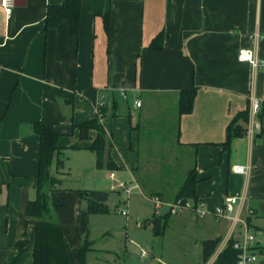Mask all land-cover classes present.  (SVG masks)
I'll list each match as a JSON object with an SVG mask.
<instances>
[{
  "label": "crops",
  "instance_id": "crops-1",
  "mask_svg": "<svg viewBox=\"0 0 264 264\" xmlns=\"http://www.w3.org/2000/svg\"><path fill=\"white\" fill-rule=\"evenodd\" d=\"M63 1L26 0L25 5H15L7 13L0 0V264H31L35 226L28 222L27 208L36 196L40 138L33 123L39 121L52 124L61 134L62 159L71 151L86 172L77 184L63 179L55 192L71 264H81L77 249L83 243L86 221L109 212L89 213L87 204L85 208L74 196V215L81 228L72 236L63 200L68 193L64 191L86 189L109 208L112 192L121 195L125 191L113 187L125 181L138 185L132 192L141 189L150 197L159 195L165 202H173L192 168L197 169L198 199L208 209L223 204L228 196L244 198L242 217L246 208L252 210L244 218L264 246L260 232L264 230V118L259 116L262 132L251 136L246 131V136L233 138L229 148L224 145L229 124L248 107L245 127H250L252 99L261 101L264 112V0H82L78 36L71 34L67 20L46 30L48 5ZM160 32L164 34L163 48H147ZM243 49L253 52L258 68L240 59ZM192 86L196 87L193 109L180 114V91ZM120 94L123 99L131 95L134 105L140 100L141 106L134 108L141 113L135 116L129 107L124 108L117 99ZM101 100L108 109L117 104L116 114L108 112L102 118L113 144L111 156L120 167L116 170L96 166L90 146L97 131L91 130L83 140L74 128L91 117ZM147 116L163 136L159 139L153 133L149 138L152 160L148 161L157 170L162 167L165 173H173V161L180 160L178 176L182 178L172 198L159 186L144 190L152 184L143 188L141 182L148 171L142 170L139 130L142 117ZM161 140L165 148L159 145ZM64 165L60 174L52 173L63 177ZM235 165H248V173H235ZM87 179L95 182L92 188ZM128 198L121 199L122 203ZM154 210L149 215L146 209L137 216V229L150 243L155 234L153 220L169 211L157 213L155 205ZM175 216L180 224L191 218L194 221L192 216ZM198 218L191 230L196 233L202 258L204 241H219L203 264L229 241L242 237L241 224L234 225L231 219L213 214ZM80 230H85L81 236ZM26 237V250L20 254L16 243ZM136 252L144 264H150L148 258L155 255L149 246H138Z\"/></svg>",
  "mask_w": 264,
  "mask_h": 264
},
{
  "label": "trees",
  "instance_id": "trees-1",
  "mask_svg": "<svg viewBox=\"0 0 264 264\" xmlns=\"http://www.w3.org/2000/svg\"><path fill=\"white\" fill-rule=\"evenodd\" d=\"M82 0H64L59 4H50L46 10L44 24L46 30L59 25L63 20H67L70 26V32L74 36L79 35L80 17H81ZM108 20V19H107ZM164 34L160 32L148 45L147 48L157 50L163 48ZM196 96V87L181 89L179 98V113H189L193 109ZM117 104L113 103L108 109L107 106L101 108V115L91 112V117L80 124H75L74 128L79 130L81 139H88L91 130L97 131L90 149L96 154V166L99 169L116 170L120 167L111 156L113 144L107 131L102 123V118L108 112L115 113ZM261 119L264 118V112L260 114ZM249 120V107L239 112L227 128V139L224 142L226 148H229L231 141L235 137L246 136L247 128L245 124ZM33 129L40 138V156L38 164L36 196L28 203L27 213L28 222L35 226L34 246L32 249L31 264H71L65 242V234L61 223L58 219V204L55 199V192L61 189L63 180L60 176L52 173V164L56 159L58 168H62L64 161L61 157L62 151L59 146V138L61 134L56 128L49 123L42 121L33 123ZM262 135V134H261ZM78 148V146H74ZM198 182L197 169L192 168L187 173L184 183L179 188L175 200H191L194 203L199 201L196 193V185ZM82 198L87 204L89 213H105L109 212V208L103 203L97 202L91 196L89 191L82 188L71 189ZM171 212L156 217L153 220V229L155 234H163L168 224ZM218 239H209L203 243V259L207 261L214 253L218 244ZM28 244V238L18 241L16 247L20 254L24 253ZM92 244V241L85 240L83 245L77 249L81 264L84 263L85 250ZM237 255L233 249V240L229 241L227 247L220 254L216 264H226L236 261Z\"/></svg>",
  "mask_w": 264,
  "mask_h": 264
},
{
  "label": "rangeland",
  "instance_id": "rangeland-1",
  "mask_svg": "<svg viewBox=\"0 0 264 264\" xmlns=\"http://www.w3.org/2000/svg\"><path fill=\"white\" fill-rule=\"evenodd\" d=\"M144 98V96H143ZM117 99L123 103L124 108H130V112L133 115L137 116L141 113L140 109H135L136 105H134V99L131 95H128V98H124L123 96L117 95ZM145 99V98H144ZM146 104L144 105V109ZM170 114H173L170 112ZM136 123L139 122V119H135ZM143 127L139 130L141 133V160H142V170L148 171V174H144L141 178V182L143 188L144 185H150L151 183L153 187L148 186L147 189L144 190H157L156 186H159L166 190L165 194L169 198H172L176 192V188L180 182L181 175L179 173V165L180 160L173 161V173L167 172L165 173L160 167V170L156 165H154L152 160V151L148 149V140L151 135L154 133L158 138H163L160 132L162 130H156L158 127H155V123L152 117H142ZM169 137V134L166 135ZM161 144V145H160ZM159 145L161 147H166L161 140L159 141ZM64 160V174L62 180H65V183H75L77 184L80 180L84 178L86 172L83 170V162L80 158H77L71 151L66 152ZM163 161V160H162ZM179 163V164H178ZM163 164H165L163 162ZM57 169V170H56ZM61 169V168H60ZM60 169L56 168V159L52 164L53 173L60 174ZM154 172H159V174H153ZM93 175L96 172H90ZM90 177V175H88ZM94 177V176H92ZM100 177H103V174H100ZM63 180V183H64ZM184 180V179H183ZM90 182V186L92 188V184L95 185L93 180H86ZM73 185V184H72ZM131 186L132 184L129 183ZM141 185V186H142ZM141 188V187H140ZM162 189V190H163ZM64 191V193H68L64 196V208L67 211L70 220V234L73 236L77 233L79 228H81V224L79 223V219H77L74 215L75 203L74 196L79 200H82L84 207L86 208V202L80 198L75 191ZM154 196V195H152ZM151 196V197H152ZM151 197L148 193H142L141 189H136L133 191L129 198L126 192H122L121 195L116 192H112V200L109 203V213L102 215H92L89 219V223L85 224V232L79 231L80 236L85 233L82 237V241L84 242L86 239L92 241V244L85 250V264H144V259L140 255V253L136 252L138 246H143L144 248L149 246L151 251L155 254L154 258H148L150 264H203L202 258V250L201 247L196 244V233L194 230H191L193 227L192 223L194 221H198V212L188 209L179 214H172L171 218L168 221V226L165 230L164 235H155L151 234L152 241L151 243L147 241L145 234H141L137 229V216L142 212L145 214L147 209L149 215L154 210V202L151 200ZM128 202L122 203L121 199H125ZM80 200V201H81ZM152 201V202H151ZM128 205V207H127ZM147 205V206H145ZM125 208L128 211V215L120 214L116 209L117 207ZM116 208V209H115ZM163 208V210H161ZM167 206H162L158 209L157 213H160L166 210ZM156 209V208H155ZM161 210V211H160ZM248 209L244 210L245 213H248ZM94 214V213H92ZM96 214V213H95ZM183 214L184 217L190 218L193 217L194 221L189 219L187 222H183L180 224L178 220L176 221L175 215ZM253 214L252 213H248ZM158 215V214H156ZM243 217V218H244ZM89 227V228H88ZM87 228V229H86ZM145 228H143L144 230ZM90 230V232H88ZM150 230V228H148ZM254 232H256L253 229ZM139 232V233H138ZM264 237V230L260 231ZM257 233V232H256ZM260 233V234H261ZM139 245H137V244ZM146 244V245H145ZM83 245V243H82ZM126 249V250H125ZM113 251V252H112ZM79 257V256H78ZM152 261V262H151ZM79 262L81 260L79 258Z\"/></svg>",
  "mask_w": 264,
  "mask_h": 264
},
{
  "label": "built area",
  "instance_id": "built-area-1",
  "mask_svg": "<svg viewBox=\"0 0 264 264\" xmlns=\"http://www.w3.org/2000/svg\"><path fill=\"white\" fill-rule=\"evenodd\" d=\"M2 5L5 8L7 13H10L15 6V0H2ZM240 59L248 61L253 69H256L260 66L259 61L255 58L254 54L250 50H241ZM125 95V93H124ZM105 102L103 100L97 102L93 111L101 115V108L104 106ZM136 105L141 106L140 100H136ZM251 114L254 116L250 127L247 129L248 135L254 136L256 133L262 132L263 123L260 120L259 116L262 111V103L258 99H252L250 104ZM235 173L247 174L249 171L248 165H235L233 167ZM111 176H114L112 174ZM122 188L125 190L127 196L132 193V190L138 188V185L129 186L127 182L120 181L117 182L116 186L113 187ZM151 200L155 204L156 211L162 206H167L171 214H179L188 209H192L198 212L199 217H204L209 214H213L216 218H228L231 219L235 224H241L242 226V237L240 239L233 240V249L236 252L237 259L234 262L226 264H264V246L260 244L258 235L248 224L247 220L242 217L243 215V203L244 198L238 196H228L223 204L217 205L211 209L205 207V204L200 200L194 203L191 200H174L173 202H165L159 195H154L151 197ZM248 213H252V210L248 209ZM118 212L127 215V209H118ZM227 247H221L218 249L216 254L210 259L208 264H216L220 254Z\"/></svg>",
  "mask_w": 264,
  "mask_h": 264
},
{
  "label": "water",
  "instance_id": "water-1",
  "mask_svg": "<svg viewBox=\"0 0 264 264\" xmlns=\"http://www.w3.org/2000/svg\"><path fill=\"white\" fill-rule=\"evenodd\" d=\"M26 0H15V5L17 6H23L25 5Z\"/></svg>",
  "mask_w": 264,
  "mask_h": 264
}]
</instances>
